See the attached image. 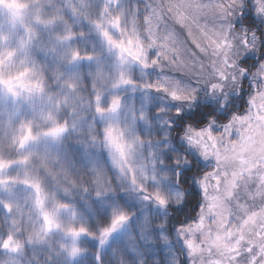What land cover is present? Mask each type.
<instances>
[{
    "label": "rangeland",
    "instance_id": "rangeland-1",
    "mask_svg": "<svg viewBox=\"0 0 264 264\" xmlns=\"http://www.w3.org/2000/svg\"><path fill=\"white\" fill-rule=\"evenodd\" d=\"M106 2L107 0H0V51L16 50L17 67L21 61H26L27 66L41 70L46 78L47 93L52 97L51 102L47 96L43 99L37 96L17 101L0 88V156L18 159L22 155L6 133L5 126L10 116L17 125L25 120H33L38 127L46 128L48 123L43 116L52 111L57 119L67 121L70 126L60 141L45 139L25 149V152L37 154V164L40 157L46 158L57 174L55 177L42 167L18 164L13 165L5 175L24 178L26 173L38 174L50 195L73 208L75 218L73 219L71 212H64L61 215L62 222L65 225L75 224L77 227L83 224L93 234L79 238L77 243L83 252L75 259L61 248V245L70 247L72 239L63 232L54 231L46 237L44 243L29 244L20 254L10 253L0 245V264H170V255H173L176 264H191L180 229L192 223L202 207L203 193L198 181L211 169L213 162L205 161L184 138L189 125L176 133L172 120L178 116V110L179 115H188L197 102L201 103L203 94H206L207 98L223 102L222 106L215 107L208 116V124L215 121L213 126L219 130L222 123L231 120L234 115L246 112L257 81L253 79V88L241 99L242 102L236 97L238 88L225 93H210L209 86L200 85L196 100L191 104H181L171 100L163 92L145 87L166 78L179 79L185 87L197 85L189 78L162 72L159 68L144 69L134 62L121 66L116 50L109 49L92 23L100 18ZM147 3L148 0H119L118 10L131 19L132 12L139 8L142 14ZM249 5L251 11L246 12L244 8V14L234 19L235 25L240 20L260 17L256 14L254 0H250ZM74 7L80 14L73 12ZM113 10H117L115 5ZM260 19L264 23V18ZM38 20H53L54 23H42L43 27L41 23H37ZM167 23L177 41H186L193 51H199L182 25L173 24L172 21ZM29 29L33 30L30 43L26 39ZM236 29L251 33L244 25ZM69 30L77 33L73 39L63 42L57 39L58 36L66 35ZM111 31L115 38H119L116 30ZM259 47L260 45L255 52L243 55L240 62L251 56L255 57ZM71 49H79L82 55L91 54L96 58L69 63L67 54ZM262 62L264 60L253 62L250 72H255ZM121 67L134 84L113 89L111 84ZM69 81L77 84L76 92L67 87ZM94 83L103 93L105 106L110 103L112 96L122 97L123 108L118 116L102 118L95 113ZM64 97H68L69 104L57 108V101ZM141 113L146 119L138 118ZM109 123L118 124L126 133L151 141L137 150L134 163L138 167L146 166L145 170L150 177L156 176L155 180L145 181L146 187L149 191L159 190L167 196V207L145 200L144 193L139 192L130 179L123 176L115 166L112 153L103 142L104 128ZM93 137L96 139L93 140ZM178 159L181 161L179 165L176 163ZM194 161L201 167H194ZM178 172L186 176L184 179L190 181L193 191L200 198L196 215L189 214L186 209L194 203L187 199L185 191L180 188ZM98 176L110 181L107 185L109 190L100 196L96 195L99 190L95 182ZM72 180L76 181L75 186L70 183ZM18 185L10 184V191L0 189V201H11L20 206L25 213L22 231L27 236L38 227L34 214L31 223L27 219L33 208L34 193L25 185ZM177 199H180V203L176 202ZM119 211L128 213L129 221L113 233L106 243L101 244L98 239L100 230L109 226L113 214ZM10 219L0 203V239L6 236Z\"/></svg>",
    "mask_w": 264,
    "mask_h": 264
},
{
    "label": "snow or ice",
    "instance_id": "snow-or-ice-1",
    "mask_svg": "<svg viewBox=\"0 0 264 264\" xmlns=\"http://www.w3.org/2000/svg\"><path fill=\"white\" fill-rule=\"evenodd\" d=\"M254 2L256 14L264 18V0ZM113 5L117 10H113ZM246 6L245 0H148L143 13L137 8L129 19L126 13L118 10L119 0H107L100 18L92 23L109 49L116 50L121 66L134 62L144 69L159 68L162 72L191 79L197 87H185L179 79L168 78L145 85L167 94L173 101L191 104L197 98L200 85L209 86L213 93L235 91L242 77L249 75L240 60L243 55L258 49L259 37L255 32L238 31L234 24V19L244 14ZM73 12L80 14L75 7ZM167 21L182 25L199 51H193L186 41H177ZM37 23L48 25L54 21L38 20ZM111 30H116L119 38H115ZM28 32L30 43L33 30ZM76 35L69 30L57 39L70 41ZM67 56L69 63L96 58L91 54L82 55L79 49H71ZM16 58V50L0 51V88L17 101L47 96L51 102L42 71L27 66L26 61H21L17 67ZM251 75L257 86L246 112L234 115L222 123L219 130L213 126L216 124L213 121L211 124L189 125L184 134L187 142L205 161L213 162L211 169L198 181L203 193L202 207L193 222L180 229L191 264H264V62ZM133 84L134 81L121 67L111 87L118 89ZM67 87L77 91V84L71 81L67 82ZM93 89L96 92L95 113L102 118L118 116L123 108L122 97L112 96L105 106L103 93L97 84H93ZM68 104V97H64L57 101L56 107ZM176 114H180L179 110ZM138 118L146 119L143 113ZM43 119L48 123L46 128L38 127L33 120L17 125L11 116L5 126L13 146L22 155L18 159L0 156V189L10 191V184H22L32 189L33 208L27 219L31 223L34 214L38 227L24 236L23 210L11 201H0L11 218L9 230L0 239V245L10 253L20 254L27 245L42 244L48 235L60 231L73 241L70 247L61 245L62 250L75 259L83 252L77 243L79 238L93 234L83 224L77 227L62 222L64 212H71L75 218L72 206L50 195L38 174L26 173L24 178L5 175L17 164L42 167L49 175H57L46 158L40 157L37 164V154L25 152L29 145L39 144L45 139L60 141L69 131V123L61 122L52 111L44 114ZM103 142L112 153L113 163L120 173L144 193L143 198L167 207V196L146 187L145 181L155 180L156 176L150 177L146 166L138 167L134 163L137 150L151 141L126 133L118 124L109 123L104 128ZM152 155L154 157L155 153ZM176 163L179 165L181 161L178 159ZM95 182L99 189L97 196L109 190L107 185L110 181L98 176ZM70 183L76 185L74 180ZM176 202L180 203V199ZM129 219L128 213L115 212L109 226L100 230L98 239L101 244L106 243Z\"/></svg>",
    "mask_w": 264,
    "mask_h": 264
},
{
    "label": "trees",
    "instance_id": "trees-1",
    "mask_svg": "<svg viewBox=\"0 0 264 264\" xmlns=\"http://www.w3.org/2000/svg\"><path fill=\"white\" fill-rule=\"evenodd\" d=\"M250 0H245L246 7L245 11H251L250 5H249ZM81 20V19H80ZM241 22H238L236 24V27L239 28V26H247L251 32H256L257 36L259 37L260 40V47L259 51L257 52L256 56L249 57L243 61L240 62L242 67H246L249 71V75L244 76V78L241 80L240 85L238 86V90L236 93V97L242 102V98L246 97V94H248L249 91L252 90V84L253 78L250 72L251 67H253L252 63L253 62H261L264 60V23L261 21L260 17H257L256 19H245L244 21L240 20ZM42 24V23H41ZM43 25V24H42ZM44 27V25H43ZM26 39L29 40V34L26 33ZM210 93L212 92L211 90L209 91ZM205 92V93H209ZM206 94H203V99L205 98V101L203 102L202 100L201 103H196L194 108L191 110V112L187 113L188 115H178L174 117L172 120V126L174 131L177 133L179 132L180 128L185 127L186 125H201V124H208V116L209 114L213 111L215 107L222 106L223 102L222 100L219 99H212V98H207L205 96ZM201 97V95H200ZM194 167L200 168V164L197 161H194ZM186 176L181 175L180 172H178V184L180 188L185 191L187 199L191 201V203H194L192 207L186 208L189 211V214L193 215V213L196 215V206L200 201L199 196L193 191L192 185L189 180L184 179ZM18 185V184H17ZM20 186V185H18ZM185 209V208H183ZM181 211H183L181 209ZM37 244V243H36ZM170 264H176V262L173 260V255H170V258L168 259ZM171 260V261H170Z\"/></svg>",
    "mask_w": 264,
    "mask_h": 264
},
{
    "label": "clouds",
    "instance_id": "clouds-1",
    "mask_svg": "<svg viewBox=\"0 0 264 264\" xmlns=\"http://www.w3.org/2000/svg\"><path fill=\"white\" fill-rule=\"evenodd\" d=\"M146 141V140H145Z\"/></svg>",
    "mask_w": 264,
    "mask_h": 264
}]
</instances>
